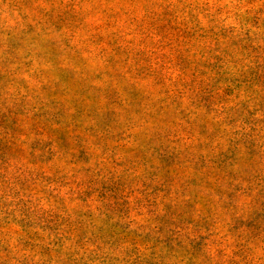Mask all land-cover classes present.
<instances>
[{
    "label": "rangeland",
    "instance_id": "1",
    "mask_svg": "<svg viewBox=\"0 0 264 264\" xmlns=\"http://www.w3.org/2000/svg\"><path fill=\"white\" fill-rule=\"evenodd\" d=\"M229 4L0 0V264H259L264 0Z\"/></svg>",
    "mask_w": 264,
    "mask_h": 264
},
{
    "label": "clouds",
    "instance_id": "2",
    "mask_svg": "<svg viewBox=\"0 0 264 264\" xmlns=\"http://www.w3.org/2000/svg\"><path fill=\"white\" fill-rule=\"evenodd\" d=\"M208 4L212 7L223 8L225 16L232 15V13L229 11V8L231 7V5L229 4V0H222V3L219 5H215L213 3V0H208ZM225 16H221L220 19H224ZM239 243L248 250L249 260H252L254 257H259V264H264V243L249 241L247 239H243L239 241Z\"/></svg>",
    "mask_w": 264,
    "mask_h": 264
}]
</instances>
